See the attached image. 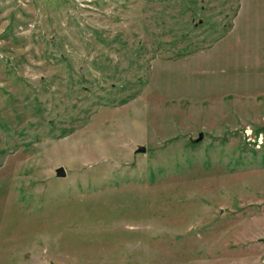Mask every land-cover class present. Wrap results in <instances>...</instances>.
<instances>
[{"label": "rangeland", "instance_id": "374dc122", "mask_svg": "<svg viewBox=\"0 0 264 264\" xmlns=\"http://www.w3.org/2000/svg\"><path fill=\"white\" fill-rule=\"evenodd\" d=\"M0 264H264V0H0Z\"/></svg>", "mask_w": 264, "mask_h": 264}, {"label": "water", "instance_id": "95a60500", "mask_svg": "<svg viewBox=\"0 0 264 264\" xmlns=\"http://www.w3.org/2000/svg\"><path fill=\"white\" fill-rule=\"evenodd\" d=\"M203 139H204V134L201 133L199 135V138L196 140H192V142L194 144H197V143H200ZM146 152H147V148L145 146H139L138 149L136 150L137 154H143ZM66 175H67V171L65 170V168L61 167L57 170V177L63 178V177H66Z\"/></svg>", "mask_w": 264, "mask_h": 264}]
</instances>
